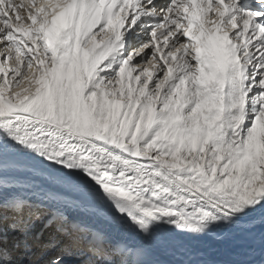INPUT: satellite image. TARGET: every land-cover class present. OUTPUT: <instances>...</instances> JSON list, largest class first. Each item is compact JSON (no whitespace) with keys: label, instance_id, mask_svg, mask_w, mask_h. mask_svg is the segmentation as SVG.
<instances>
[{"label":"snow or ice","instance_id":"1","mask_svg":"<svg viewBox=\"0 0 264 264\" xmlns=\"http://www.w3.org/2000/svg\"><path fill=\"white\" fill-rule=\"evenodd\" d=\"M0 264H264V0H0Z\"/></svg>","mask_w":264,"mask_h":264},{"label":"rangeland","instance_id":"2","mask_svg":"<svg viewBox=\"0 0 264 264\" xmlns=\"http://www.w3.org/2000/svg\"><path fill=\"white\" fill-rule=\"evenodd\" d=\"M13 3H15L17 5H19L21 3L26 4V3L22 2L21 0H13Z\"/></svg>","mask_w":264,"mask_h":264},{"label":"bare ground","instance_id":"3","mask_svg":"<svg viewBox=\"0 0 264 264\" xmlns=\"http://www.w3.org/2000/svg\"><path fill=\"white\" fill-rule=\"evenodd\" d=\"M22 2L26 3L25 5H27L28 0H21Z\"/></svg>","mask_w":264,"mask_h":264}]
</instances>
